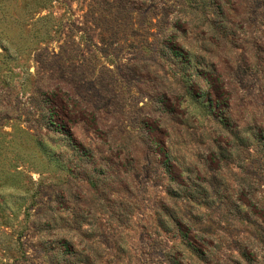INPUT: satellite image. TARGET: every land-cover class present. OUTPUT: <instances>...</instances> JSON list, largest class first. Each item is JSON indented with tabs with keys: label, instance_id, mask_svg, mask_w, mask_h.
Instances as JSON below:
<instances>
[{
	"label": "rangeland",
	"instance_id": "obj_1",
	"mask_svg": "<svg viewBox=\"0 0 264 264\" xmlns=\"http://www.w3.org/2000/svg\"><path fill=\"white\" fill-rule=\"evenodd\" d=\"M0 264H264V0H0Z\"/></svg>",
	"mask_w": 264,
	"mask_h": 264
},
{
	"label": "trees",
	"instance_id": "obj_2",
	"mask_svg": "<svg viewBox=\"0 0 264 264\" xmlns=\"http://www.w3.org/2000/svg\"><path fill=\"white\" fill-rule=\"evenodd\" d=\"M3 47V49H5L4 45H1Z\"/></svg>",
	"mask_w": 264,
	"mask_h": 264
}]
</instances>
